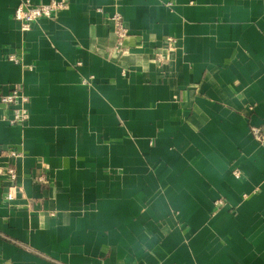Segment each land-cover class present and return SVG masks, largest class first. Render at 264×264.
<instances>
[{
	"label": "crops",
	"instance_id": "1",
	"mask_svg": "<svg viewBox=\"0 0 264 264\" xmlns=\"http://www.w3.org/2000/svg\"><path fill=\"white\" fill-rule=\"evenodd\" d=\"M20 1L0 0V91L30 113L0 121V264H264V0H68L28 31Z\"/></svg>",
	"mask_w": 264,
	"mask_h": 264
},
{
	"label": "built area",
	"instance_id": "2",
	"mask_svg": "<svg viewBox=\"0 0 264 264\" xmlns=\"http://www.w3.org/2000/svg\"><path fill=\"white\" fill-rule=\"evenodd\" d=\"M68 7V0H49L44 3L33 4L29 0L20 1L13 11V18L20 24V29L28 31L31 28L33 22L37 21L41 17L50 18L62 9ZM113 18L117 21V27L115 33L117 35V50H123L124 40L127 37V29L124 24L120 23L121 15L118 12L113 14ZM174 38L167 37L164 46L168 49L174 47ZM8 59L11 61H17L14 54H10ZM28 96L23 90V87L19 84L10 86L5 92L0 91V104L3 105L5 113L0 115V121L7 123L8 125H20L23 126L29 119V108H28ZM253 137L259 142H264V131L260 127H253L251 129ZM11 159L19 157L21 154L14 149H6L4 151ZM8 177L10 181L15 184L11 185L6 193V199L12 200L15 198V193L19 189L16 184L17 171L14 162H11L7 166L3 173ZM232 174L236 178L241 177V172L238 168L232 169ZM33 183L39 185H46L49 183L46 174H39L33 177ZM225 202L222 199H217L215 205L222 206Z\"/></svg>",
	"mask_w": 264,
	"mask_h": 264
}]
</instances>
